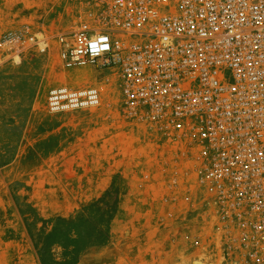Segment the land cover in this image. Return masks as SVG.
Returning <instances> with one entry per match:
<instances>
[{"label":"rangeland","instance_id":"rangeland-1","mask_svg":"<svg viewBox=\"0 0 264 264\" xmlns=\"http://www.w3.org/2000/svg\"><path fill=\"white\" fill-rule=\"evenodd\" d=\"M114 29L111 0H0V264H264L199 181L195 138L126 104L117 74L66 68L60 34ZM95 86L100 106L50 113L57 85ZM249 252V253H248Z\"/></svg>","mask_w":264,"mask_h":264},{"label":"built area","instance_id":"built-area-1","mask_svg":"<svg viewBox=\"0 0 264 264\" xmlns=\"http://www.w3.org/2000/svg\"><path fill=\"white\" fill-rule=\"evenodd\" d=\"M114 29L60 34L66 68L117 74L126 104L196 139L199 181L241 224L249 254L264 255V0H111ZM47 50L9 32L0 47ZM95 86L57 85L50 113L100 106Z\"/></svg>","mask_w":264,"mask_h":264}]
</instances>
